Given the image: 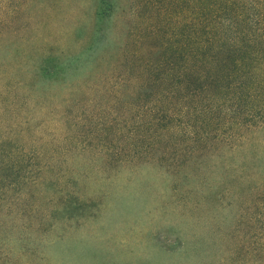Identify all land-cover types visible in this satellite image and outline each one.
I'll list each match as a JSON object with an SVG mask.
<instances>
[{
    "label": "rangeland",
    "instance_id": "374dc122",
    "mask_svg": "<svg viewBox=\"0 0 264 264\" xmlns=\"http://www.w3.org/2000/svg\"><path fill=\"white\" fill-rule=\"evenodd\" d=\"M136 3L0 0V81L28 98L21 114L36 123L50 108L63 110L65 98L83 96L126 33L145 24L150 12ZM48 128L61 142L59 112ZM109 140L39 154L50 168L0 184V264H236L247 227L238 224V199L223 190L228 170L176 167Z\"/></svg>",
    "mask_w": 264,
    "mask_h": 264
},
{
    "label": "trees",
    "instance_id": "16d2710c",
    "mask_svg": "<svg viewBox=\"0 0 264 264\" xmlns=\"http://www.w3.org/2000/svg\"><path fill=\"white\" fill-rule=\"evenodd\" d=\"M135 2L150 12L145 24L126 33L104 59L108 71L83 96L65 98L63 110L33 123L21 114L28 98L0 81V184L50 168L39 154L82 152L108 138L124 142L120 151L176 167L197 162L210 173L220 165L230 175L223 190L238 199V224L247 227L234 260L264 264V0ZM58 112L61 142L48 128Z\"/></svg>",
    "mask_w": 264,
    "mask_h": 264
}]
</instances>
